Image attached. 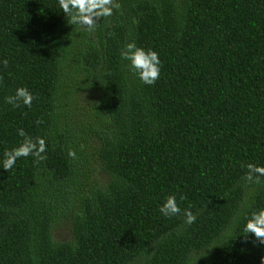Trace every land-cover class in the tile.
Returning a JSON list of instances; mask_svg holds the SVG:
<instances>
[{"label": "trees", "instance_id": "1", "mask_svg": "<svg viewBox=\"0 0 264 264\" xmlns=\"http://www.w3.org/2000/svg\"><path fill=\"white\" fill-rule=\"evenodd\" d=\"M117 2L89 35L58 0H0V161L19 128L47 143L45 160L0 163V264H261L244 226L264 183L244 177L264 166V0ZM127 43L159 54L153 86L121 59ZM19 87L31 108L5 102ZM91 150L105 179L89 178ZM171 194L182 211L167 218Z\"/></svg>", "mask_w": 264, "mask_h": 264}, {"label": "clouds", "instance_id": "2", "mask_svg": "<svg viewBox=\"0 0 264 264\" xmlns=\"http://www.w3.org/2000/svg\"><path fill=\"white\" fill-rule=\"evenodd\" d=\"M58 3L72 25H80L88 30L94 29L100 19L111 17L113 10L121 7L117 0H58ZM121 59L129 62L127 65L129 71L133 72L142 83L153 86L159 80L161 61L159 54L155 50H146L138 47L135 43H127L121 51ZM2 63L7 68L8 61L5 59ZM34 99L36 97L30 89L19 87L14 95L5 98V102L11 104L14 108L21 106L31 108ZM36 123L41 124L43 121L38 120ZM17 135L23 138L22 142L11 150H5L2 161H0L2 168L7 172L15 166L19 158L33 156L37 161L47 158L44 155L47 151V143L44 138L36 137L33 139L28 136L23 128L17 130ZM68 155L73 159L76 158L74 150L70 149ZM246 168L247 172L244 179L248 183H264L261 179L264 177V166L248 163ZM185 199V196H180L181 201ZM159 211L167 218L180 215L182 210L177 202L176 195L166 196L164 203L159 207ZM183 215L187 224L196 222L197 217L190 209L184 210ZM245 220L244 232L248 234L245 237L254 236L256 241L264 244V208L253 211ZM261 264H264V257H261Z\"/></svg>", "mask_w": 264, "mask_h": 264}, {"label": "rangeland", "instance_id": "3", "mask_svg": "<svg viewBox=\"0 0 264 264\" xmlns=\"http://www.w3.org/2000/svg\"><path fill=\"white\" fill-rule=\"evenodd\" d=\"M85 29H83L82 31H87L88 34H91V30L86 29V27H84ZM81 30V29H79ZM87 91H83L82 93L79 94L78 99L76 100L75 106H74V114L75 117L78 118V126H82V125H87L89 118L86 117L88 116V113H90L92 111V107L95 104V98L86 93ZM89 155L91 157V167H92V173H89V178L92 181H96L98 180V178H103L105 179L106 177L104 175H102L100 173V170L98 168H96L93 164V157L95 158V152H93V150L89 151ZM52 238L55 241H67L71 238V231H70V225L69 222L67 220H61L58 224H55L52 227Z\"/></svg>", "mask_w": 264, "mask_h": 264}]
</instances>
